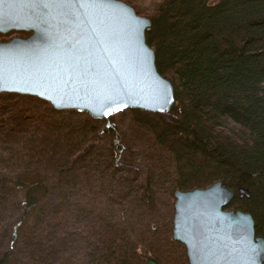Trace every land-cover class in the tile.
<instances>
[{
	"label": "trees",
	"instance_id": "16d2710c",
	"mask_svg": "<svg viewBox=\"0 0 264 264\" xmlns=\"http://www.w3.org/2000/svg\"><path fill=\"white\" fill-rule=\"evenodd\" d=\"M154 2L145 39L173 107L126 111V156L113 116L100 127L27 106L0 135V264H160L163 248L185 260L174 193L216 182L234 193L225 209L249 214L264 238V0Z\"/></svg>",
	"mask_w": 264,
	"mask_h": 264
},
{
	"label": "water",
	"instance_id": "95a60500",
	"mask_svg": "<svg viewBox=\"0 0 264 264\" xmlns=\"http://www.w3.org/2000/svg\"><path fill=\"white\" fill-rule=\"evenodd\" d=\"M150 27L148 19L116 0L82 8L53 0H7L0 35L26 36L0 42L5 75L0 95L35 98L56 112L93 121L130 110L166 115L174 105L173 87L157 72L146 44ZM68 68L73 79L61 86ZM110 81L125 91L127 103L112 106L107 115L104 92ZM248 197L238 190V198ZM233 198L221 182L174 193L171 237L184 247L187 264H264V238L256 236L252 217L225 209ZM146 264L158 263L147 258Z\"/></svg>",
	"mask_w": 264,
	"mask_h": 264
},
{
	"label": "rangeland",
	"instance_id": "374dc122",
	"mask_svg": "<svg viewBox=\"0 0 264 264\" xmlns=\"http://www.w3.org/2000/svg\"><path fill=\"white\" fill-rule=\"evenodd\" d=\"M116 1H120V2L128 5L129 7H131L134 10L136 15L143 17V18H146V19H148L147 16L152 12L153 6L155 5L154 0H148V1L134 0V4L137 6V8L140 11V13H137L135 11V9L127 1H125V0H116ZM25 36H26L25 34H21V33H9L7 35H0V42H7L13 37L23 38ZM8 95L9 94L0 95V105L6 106V107H11V110H9L8 112H3L2 110H0V135L4 134L7 130H9L10 128H12L14 126L15 122H17L18 116H20L23 112L27 111V106H29L36 113H40L43 111V108H42L43 104H41L42 101H40V100H37L35 98H30V97H28V98L34 99V100L33 101L23 100L27 97L18 96L20 99L19 101H21V102L19 104H17L18 102L16 103L15 100L7 97ZM13 96H16V95H13ZM15 103L17 104V106ZM15 106H16V108H15ZM25 109H26V111H24ZM67 113H69V114L66 115V119L71 120V121H74L75 119H80V117L78 115H83V114H77L75 112H67ZM8 117L11 118V120H7ZM113 117H114V124L118 128L119 132L125 138L124 139L122 137L125 141L124 153L126 154V156H129L131 143L134 140V139L132 140L133 136L131 135V133L133 131H135V128H134V126H132L129 115L126 111H125V113H118V114L114 115ZM96 122L101 123V124L98 123L100 127L103 126L102 121H96ZM172 217H173V215H172ZM156 233L158 235L153 237L154 240L155 241L158 240V242H161L162 241V237L160 235L161 232L157 231ZM174 243H176V242H174ZM184 254H185V249H184ZM184 256H185V260H184V257H183L181 250L170 249V248H166V249L163 248L158 255L159 260L161 262L160 264H185L187 262V260H186V255H184Z\"/></svg>",
	"mask_w": 264,
	"mask_h": 264
},
{
	"label": "snow or ice",
	"instance_id": "6c2138e0",
	"mask_svg": "<svg viewBox=\"0 0 264 264\" xmlns=\"http://www.w3.org/2000/svg\"><path fill=\"white\" fill-rule=\"evenodd\" d=\"M6 2L7 0H0V16L3 15V9H4V5ZM30 2L32 4H40L42 3V0H30ZM53 2H59L69 8L71 7H81L82 8L86 5L88 7H94L98 3H101L102 0H53ZM43 6L47 7V4L45 3ZM65 75H66V79L60 80L61 86L66 85L68 81H71L73 79L72 68L66 69ZM3 83H5V75H4L3 66L0 65V85H2ZM73 87H75V85H73ZM0 90H3V89L0 88ZM104 95H105L104 104L109 106V111L107 112V115L112 114V110H113L112 106L120 105L121 103H125V104L127 103V100H125V91L121 90L118 83L111 82V81L107 82ZM114 110L120 111L121 108L116 107Z\"/></svg>",
	"mask_w": 264,
	"mask_h": 264
}]
</instances>
